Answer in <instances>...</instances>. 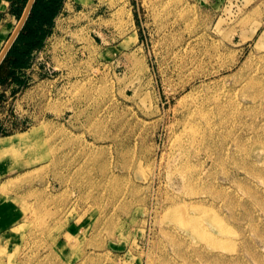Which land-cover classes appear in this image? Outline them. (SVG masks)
I'll return each instance as SVG.
<instances>
[{
  "label": "rangeland",
  "instance_id": "1",
  "mask_svg": "<svg viewBox=\"0 0 264 264\" xmlns=\"http://www.w3.org/2000/svg\"><path fill=\"white\" fill-rule=\"evenodd\" d=\"M104 1L0 87V264H264V0Z\"/></svg>",
  "mask_w": 264,
  "mask_h": 264
},
{
  "label": "crops",
  "instance_id": "2",
  "mask_svg": "<svg viewBox=\"0 0 264 264\" xmlns=\"http://www.w3.org/2000/svg\"><path fill=\"white\" fill-rule=\"evenodd\" d=\"M19 1L23 0H0V50L3 45L11 35L14 27L16 26L19 19H17V15L15 13V9ZM28 1V0H27ZM112 6V4H118V0H106ZM105 3H100L99 0H65L63 4V8L59 15L56 17L55 24L53 27V32L47 38L45 45L42 49L34 52L35 56L33 63L22 70L25 76H32V81L29 89L32 91V97L23 104L29 106L30 102H35L33 99H37L38 104L40 102V98L45 96L43 87L50 86V94L52 92V74H47L46 69H42L41 64L44 56L51 58L50 63H53L54 57L57 54H63V50L61 47L56 49L57 45H65L68 42V36L71 29L72 21L75 20L79 14H85L84 16L94 15V10L99 6H103ZM26 6V5H25ZM108 6V5H106ZM109 8V6H108ZM25 9V7H24ZM110 9V8H109ZM24 12V10H23ZM81 16V15H80ZM63 47V46H62ZM49 53V55H46ZM40 64V67H39ZM44 66V63L42 64ZM45 67V66H44ZM49 75V76H48ZM28 78L27 80H29ZM7 83H1L0 87L3 85H7L9 89L12 90L15 86H19L17 81L9 79ZM30 83V82H29ZM35 104V103H34ZM11 212V213H10ZM16 221V217L12 215V209L8 201L0 197V239L4 234H7L8 230L11 228V224Z\"/></svg>",
  "mask_w": 264,
  "mask_h": 264
},
{
  "label": "trees",
  "instance_id": "3",
  "mask_svg": "<svg viewBox=\"0 0 264 264\" xmlns=\"http://www.w3.org/2000/svg\"><path fill=\"white\" fill-rule=\"evenodd\" d=\"M65 0H35L31 12L14 43L7 52L0 66V83L9 79L18 84H25L27 79L20 77L19 73L31 65L33 54L39 50L45 39L53 32L55 19L61 12ZM24 3L27 0L19 1ZM19 16L22 10L15 9Z\"/></svg>",
  "mask_w": 264,
  "mask_h": 264
},
{
  "label": "bare ground",
  "instance_id": "4",
  "mask_svg": "<svg viewBox=\"0 0 264 264\" xmlns=\"http://www.w3.org/2000/svg\"><path fill=\"white\" fill-rule=\"evenodd\" d=\"M21 21V20H20ZM20 24V23H19ZM19 26V25H18ZM18 28V27H17ZM17 28H16V30H17ZM15 30V31H16ZM14 31V32H15ZM13 32V33H14ZM13 35V34H12ZM11 38V37H10ZM10 40V39H9ZM9 40H8V42H9ZM8 42L6 43V45L8 44ZM6 45H5V47H6ZM4 47V48H5ZM4 48H3V50H4ZM3 50H2V52H3ZM1 52V53H2ZM262 66V65H261ZM260 66V67H261ZM262 72V71H261ZM253 73V72H252ZM255 75V74H254ZM249 77L250 76H248L247 78H248V80H249V82H251L250 80H253V77H250V79H249ZM256 78V77H255ZM257 80H258V78H256ZM245 81V80H244ZM259 81V80H258ZM252 82H254V81H252ZM256 82V81H255ZM257 83V82H256ZM258 84H259V82H258ZM243 85V84H242ZM246 85V84H245ZM249 85V84H248ZM254 85V84H253ZM244 86V85H243ZM247 86V85H246ZM210 89V88H209ZM198 112V111H197ZM199 113V112H198ZM25 133H21V134H18L17 136H10V137H1L0 138V156L2 155V153H4V152H6L7 150H11V149H13L15 146L14 145H16L17 143H19V142H21L22 141V139L25 137V135H24ZM27 136V135H26Z\"/></svg>",
  "mask_w": 264,
  "mask_h": 264
},
{
  "label": "water",
  "instance_id": "5",
  "mask_svg": "<svg viewBox=\"0 0 264 264\" xmlns=\"http://www.w3.org/2000/svg\"><path fill=\"white\" fill-rule=\"evenodd\" d=\"M35 0H29L28 3H27V6H26V9L21 17V21H20V24L17 28V30L13 33V35L11 36L8 44L6 45V47L4 48L3 52L0 54V64L1 62L3 61V59L5 58L7 52L9 51L10 47L12 46L13 42L15 41V39L17 38L19 32L21 31V29L23 28L30 12H31V9L33 7V4H34Z\"/></svg>",
  "mask_w": 264,
  "mask_h": 264
}]
</instances>
